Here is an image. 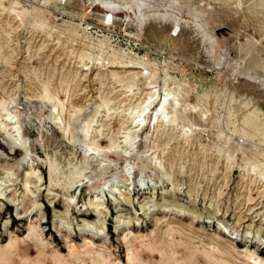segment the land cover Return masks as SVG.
<instances>
[{
    "label": "bare ground",
    "instance_id": "6f19581e",
    "mask_svg": "<svg viewBox=\"0 0 264 264\" xmlns=\"http://www.w3.org/2000/svg\"><path fill=\"white\" fill-rule=\"evenodd\" d=\"M39 1L40 4L33 3L31 7H28L20 0L12 2L0 0V10L8 15L4 28L6 44L0 45V53L10 49L9 56L5 57V62L10 64L17 49L14 46L13 34L18 28L27 24L47 29L50 37L54 36V30L59 34H62L61 30H64L73 37L75 45L86 46L77 51L70 50L74 60L69 63L72 66L69 69L66 85L56 88L50 81L39 79L38 92L25 93L29 104L34 102L41 104L40 113L43 117H38L41 126L46 128L52 125L59 129L68 143L84 155L81 164L68 173L69 181L63 194V209H58L54 201H51L56 210L57 219L68 228L78 225L99 229L105 233L106 222L111 215L109 204L106 202V199L109 201L107 187L104 190V186L89 188L92 197L90 205L96 216L94 219L82 218L81 224L78 220L75 221L72 213L82 189L78 194L73 192L78 189L79 184H82L80 182L84 178L94 179L97 175H103L106 186L110 184V198L117 212H120L115 217L116 228L129 220L130 216H127L129 213L126 214L123 211L131 207L135 209L138 221L140 220L138 207L145 215L158 207L165 209L169 206L170 209L178 211L188 208L198 214L197 210L190 207L191 204L197 205L199 199L197 191L183 190L182 183L176 181L175 166L177 167V164L165 161L171 144L175 140L178 144L183 141L182 150L176 148L178 149L176 151H179V155L181 152L186 153L185 156L179 157L180 172L184 171L183 165L188 157V146L192 140L196 139L200 142V150L208 151L215 156V164L225 166L222 184L210 198L209 204L205 203L200 209V213L207 215L210 220L218 221V224L224 226L230 235H234V239H242L245 232L246 236L256 239L257 245L264 246V210H258L256 205L251 206L253 204L251 202L246 209V214L239 218L237 225L232 226L229 223L225 224L228 221V212L221 211L220 208L226 189L230 186L229 172L237 161V149L246 148L251 153L254 150L235 138L236 129L235 127L230 129L228 122L216 124V111L208 105L209 94L203 93L201 102L193 101L190 99L191 94L182 84L179 88L170 82L162 86L157 81L156 74L160 72L170 76L169 63H152L147 55L139 56L131 47L128 51L122 50L113 44L107 34L95 36L91 31L94 28L93 24L86 19L93 11V7L98 5L102 9L98 11L100 21L107 25L116 21H121L124 25L133 23L139 30L133 33L126 25L123 29L124 34L139 40L144 37L146 27L152 22L172 24L175 34L179 33L183 26H190L202 38L213 63L211 68L217 71L220 80L230 78L236 81L240 77H245L258 80L264 87V29L262 31L253 29L256 22L261 19L264 21V0L255 4L252 0H85L88 12L82 15L81 23H77L75 28L71 26L61 29H57L56 25L52 24L51 19L55 16L50 5L59 7L63 5V0ZM64 1L66 4L68 0ZM202 6L206 8L202 9ZM46 11H50L53 16L50 15L51 18H48ZM226 22H236L240 28L255 24L247 32V41L239 45V54L233 58H230L228 48L220 45L221 41L210 30L213 24L218 26ZM44 47H39L38 51H42ZM95 48L100 49L96 58L92 50ZM229 58L230 72L224 70L226 67L223 69L225 61ZM32 68L38 78L39 74L36 72L34 62ZM154 78L156 79L153 80ZM90 79L101 84L99 94L95 98H90L87 94L83 98L84 102H76V97L85 94L82 91L83 86ZM144 79L148 82H143ZM76 83H78L77 87L80 86L79 89L75 88ZM180 90H184L187 96H183ZM20 96L18 90L13 93L2 91L0 96V133L13 150L20 149L22 152L21 159L13 166L5 168L0 165V171L5 175L4 177H8L16 174L18 166L21 168L27 166L24 169V191L18 193L12 178L5 181L0 177V200L4 204L9 203L15 206L18 216L23 217V214H27L25 203L28 192L33 193L37 207L42 209V203L38 201L40 190L32 187L31 178L35 176L37 182H42L44 178L37 167L35 158L37 153L31 148L32 141L39 142V140H33L24 132L23 111L19 105ZM209 102L211 103L210 100ZM227 114L230 124L235 125L239 121L235 107ZM29 116L32 118L36 116V113L30 109ZM196 119L199 124H196ZM255 122L253 118H247V124ZM40 144L45 147L43 140ZM121 157L125 161L124 164L119 161ZM52 164L62 171L59 166ZM243 164L251 179L262 182L264 185V166L249 162L248 159H244ZM110 168L116 169V172L106 176ZM136 171L139 173L138 177L135 176ZM136 188L139 189L138 195L134 192ZM160 189L164 193H170V199L160 197L158 195ZM179 192L188 196L186 202L181 201ZM253 213L256 215L253 216ZM41 219L40 217L31 221L29 231L21 239L18 240L16 235H13L6 244L0 241V254L8 256L12 247L18 246L21 240L37 243L38 247L44 251L49 241L45 237ZM60 225L61 223L58 222L59 232ZM243 225L246 227L243 230L239 229ZM167 229L170 235L176 231L175 226L170 223ZM129 232L134 235L131 230ZM139 238L141 245L128 254L129 264L145 262L142 251L155 250L153 242H144L150 239L147 235H141ZM84 241L81 252L76 251L74 244L73 251L68 255L55 250L51 258L54 259L53 261L64 264L70 263L74 257H78L80 264H123L120 259L113 263L111 254L100 251L92 238L86 237ZM170 245L185 248L191 259L201 254L209 264H235L227 258L230 254L227 247H222L218 243L192 246L183 239L172 236ZM232 248L236 246L233 245ZM110 249L118 251L115 246H110ZM164 252L161 250L160 253L164 255ZM241 252H244L246 256V260L241 264H264V258L261 257L256 246H248Z\"/></svg>",
    "mask_w": 264,
    "mask_h": 264
},
{
    "label": "rangeland",
    "instance_id": "374dc122",
    "mask_svg": "<svg viewBox=\"0 0 264 264\" xmlns=\"http://www.w3.org/2000/svg\"><path fill=\"white\" fill-rule=\"evenodd\" d=\"M12 1L14 0H10V2ZM20 1L28 7H31L33 3H41L39 0ZM84 1L68 0L65 4L63 0V5L59 7L53 4L50 5L55 16L51 19L52 24L56 25L57 29L70 28L71 26L75 28L77 23H81L82 15L86 11L88 12V6ZM252 1L255 4L263 0ZM205 8V6H202V9ZM101 10V7L95 5L90 15L86 17L87 21L93 24L94 28L91 31L95 36L107 34L113 44H116L122 50L128 51L131 47L133 52L139 56L147 55L152 63H169L168 73L170 76L160 72L156 74L159 84L164 86L166 82H170L176 88H179V85L182 84L184 89L191 94L190 99L193 101L198 100L201 102L202 94H209L211 103L208 100V105L216 111V124L221 125L223 122H228L230 129L234 127L236 129L235 138L254 150L253 153L246 148H238L236 151L237 161L229 172L230 186L225 187L227 189L220 206L221 211L228 212V221L225 224L237 225L239 218L246 214V209L251 202L253 203L251 206L256 205L259 208L258 210H264V185H262V182L251 179L246 166L243 164L244 159H248L249 162L264 166V158H262L264 156V87L259 84L258 80L245 77H240L236 81H232L230 78L220 80L217 71L211 68L213 63L202 38L190 26H183L181 31L175 34L172 30V24L152 22L146 27L144 37L139 40L125 36L123 29L127 24L124 25L121 21H116L113 23L114 25H107L100 21L101 17L98 15V11ZM46 12L48 18L53 16L50 11ZM50 15L51 17H49ZM261 18H263V14H261ZM7 20L8 15L0 10V45L6 44L4 28ZM255 24L240 28L236 22H226L218 26L213 24L210 30L221 41L220 45L228 48L230 58H233L239 54V45L247 41V32L253 26H255L253 28L255 30L262 31L264 29L262 19ZM26 26L18 28L13 34L14 46L17 49L10 64L5 62V57L6 55L9 56L10 49L0 53V96L2 91L13 93L18 90L20 92L19 105L23 111L24 132L33 140H39V142L32 141L31 148L37 153V156H35L37 167L44 179L42 182H37V178L33 176L31 180L32 187L35 190H40L38 201L42 203V209L40 210L37 207L35 197L31 192H28L25 203L27 214H23V217L18 216L15 206H11L9 203L4 204L0 200V241L6 244L13 235H16L18 240L21 239L29 231L30 222L41 217L40 223L49 245L42 251L37 243L21 240L18 246L12 247L8 256L0 254V264H64L63 262L53 261L54 259L51 258L55 250H60L63 254L68 255L73 251L72 246L75 244L76 251L79 253L84 248L86 237L92 238L100 251L111 254L113 263L120 259L123 264H129L128 254L134 252L135 247L141 245L139 238L141 235H147L150 239L144 242H153L155 249L153 252L142 251L145 262L141 264H209L201 254H197L191 259L185 248L179 245H170L172 236L181 238L192 246L202 243H218L222 247H227L230 252L227 258L235 264H241L246 260L245 253H242L241 250L248 246H256L261 257L264 258V246L257 245L258 242L255 238L246 236L244 232L242 239H234V235H230L224 226L218 224V221L210 220L207 215L200 213V209L204 207L205 203L209 204L210 198L222 184L225 166L215 164V156L208 151L200 150V142L196 139L192 140L188 146V157L183 165L184 171L180 172L179 157L185 156L186 153L181 152L179 155V151H176L178 150L176 148L182 150L183 141L178 144L175 140L171 144L165 161L166 163L174 162L177 164L178 168L175 166L176 181L182 183L183 190L193 189L197 191L199 197L197 205L191 204L190 207L197 210L198 214L188 208L178 211L170 209L169 206L165 209L158 207L145 215L138 207L140 212V220L138 221L135 209L131 207L123 211L126 214L129 213L127 214V216H130L129 220L116 228L115 217L120 212H117L110 198V184L106 186L103 175H97L94 179L84 178L80 182L82 184H79L78 189L73 192L78 194L82 189L81 196H79L73 207L72 213L75 216V221L78 220L81 224L82 218L94 219L96 216L90 205L92 197L89 188L104 186V190L107 187L106 193L109 201L106 199V202L109 204L111 215L107 219L105 233L99 229L78 225L68 228L66 224L59 221L51 201H54L58 209H63V194L69 181L68 173L81 164L84 155L79 149L68 143L59 129L52 125L46 128L41 126L38 119V117H43V114L40 113L41 104L38 102L29 104L25 93L30 91L36 94L38 88H40L39 79L50 81L53 87L56 88L66 85L69 69L72 66L69 63L74 60L70 50L77 51L79 48H85L86 46L75 45L73 37L64 30H61L62 34L54 30V36L50 37L47 29H41L31 24ZM127 28L133 33L139 30L138 26L133 23L128 24ZM39 47H44V49L38 51ZM92 50L95 52L96 58L100 49L95 48ZM230 58L225 61L223 66V69L226 67L224 70L228 72H230L228 65ZM32 60L36 65L38 78L33 71ZM143 82H148V80L144 79ZM77 86L78 83H76L75 88L79 89L80 86ZM83 87L84 90L82 91L85 94L76 97V102H84L83 98L87 94L90 98H95L100 92L101 84L90 79L84 83ZM180 92L183 96H187L184 90H180ZM234 107L237 109L239 119L235 125L230 124V119L227 116V113ZM30 109L36 113V116L32 118L29 116ZM248 117L253 118L256 122L247 124ZM195 122L199 124L198 119ZM40 139L45 143V147L40 144ZM11 147L10 143L0 133V165L5 168L13 166L22 157L20 149L13 150ZM119 161L121 164L125 162L122 157ZM52 163L59 166L63 172L55 168ZM26 167L21 168L18 166L16 174L8 177H4L5 175L0 171V177L5 181L12 178V182H14L18 193H20L24 191V169ZM115 172L116 169L110 168L109 173L105 175L109 176ZM135 176H139L138 171H136ZM138 190L136 188L134 191L137 195ZM158 195L170 199V193H164L161 189ZM140 196L143 198L142 195ZM179 196L182 202L187 201V195L179 192ZM252 215L254 216L256 213ZM58 222L61 223L59 226L60 232L57 227ZM168 223L175 226L176 231L173 235H170L167 229ZM245 227L243 225L239 229L243 230ZM129 230L134 235L130 234ZM233 245L236 248H232ZM110 246L117 247L118 251H111ZM161 250L165 251L164 255L160 253ZM66 264H80V262L78 257H74L70 263Z\"/></svg>",
    "mask_w": 264,
    "mask_h": 264
},
{
    "label": "built area",
    "instance_id": "2783aa9c",
    "mask_svg": "<svg viewBox=\"0 0 264 264\" xmlns=\"http://www.w3.org/2000/svg\"><path fill=\"white\" fill-rule=\"evenodd\" d=\"M96 30V29H95Z\"/></svg>",
    "mask_w": 264,
    "mask_h": 264
}]
</instances>
